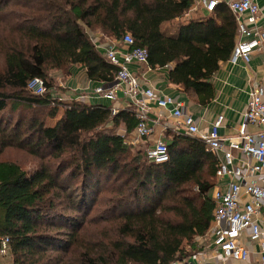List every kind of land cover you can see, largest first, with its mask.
Here are the masks:
<instances>
[{"label":"trees","instance_id":"trees-1","mask_svg":"<svg viewBox=\"0 0 264 264\" xmlns=\"http://www.w3.org/2000/svg\"><path fill=\"white\" fill-rule=\"evenodd\" d=\"M193 1L0 0V156L14 149L39 161L31 172L0 162V237L9 239V264H49L50 251L59 262L70 258L67 264H177L202 250L195 240L212 219L216 156L180 134L167 144L169 160L151 163L147 143L133 152L118 135L137 125L131 105L112 115L107 104L59 101L47 80L48 72L79 66L93 87L113 85L117 68L89 36L121 42L130 35V50L146 49L150 69L171 66L168 82L207 105L237 24L220 3L164 33ZM34 79L43 82L42 96L28 90ZM102 187L114 205L111 235L104 245H81L82 230L100 215L91 210Z\"/></svg>","mask_w":264,"mask_h":264},{"label":"built area","instance_id":"built-area-1","mask_svg":"<svg viewBox=\"0 0 264 264\" xmlns=\"http://www.w3.org/2000/svg\"><path fill=\"white\" fill-rule=\"evenodd\" d=\"M223 3L234 15L237 24V41L229 61L248 63L253 54L264 57V28L257 25L259 8L256 0H194L188 13L201 11L212 13ZM90 40L100 56L117 68L114 84L98 85L83 93L80 100L90 102L99 98L115 103L122 94L134 108L137 125L131 134L134 143H147L151 130L147 125L151 106L169 111L175 126L183 134L200 140L206 150L217 159L215 183L209 197L215 206L205 237L209 243L205 249L177 264H230L248 261L255 247L258 264H264V87L253 86L242 115V128L234 137H221L219 129L223 116H218L207 132L200 131L192 115L181 102L163 95L153 88H142L129 67L132 64H147L146 49L132 48L133 40L125 35L121 42L107 40L102 43L100 34H90ZM34 95L45 93L43 82L34 79L28 84ZM55 96L54 91L50 92ZM54 98V97H53ZM88 99V100H87ZM115 115L117 108L111 107ZM251 126L254 132H246ZM146 158L156 165L169 160L167 144L156 141L146 149ZM9 239L0 237V258L10 254Z\"/></svg>","mask_w":264,"mask_h":264},{"label":"crops","instance_id":"crops-1","mask_svg":"<svg viewBox=\"0 0 264 264\" xmlns=\"http://www.w3.org/2000/svg\"><path fill=\"white\" fill-rule=\"evenodd\" d=\"M259 8L257 25L264 28V0H256ZM195 12L187 13L186 17L194 15ZM178 21V20H176ZM176 28L172 32L174 34ZM171 66L164 68L150 69L145 64H132L129 69L138 79L142 88H153L163 95L171 96L184 105L185 110L190 113L196 122L200 131L210 130L218 116H223L222 126L219 129L221 137H234L238 130L243 126L242 115L244 113L250 89L256 85L264 87V57L259 54H253L248 63L238 60L235 63L226 61L220 63L219 70L211 79L214 88V98L205 106L198 104L196 96L193 93H184L180 88L168 82V73ZM61 75L55 74V77ZM64 85L59 84L62 92L57 95L62 99L69 101L72 99L80 100L83 93L89 92L93 87L88 81L85 69L79 66H71L67 71V77ZM88 100V99H87ZM86 102V101H85ZM89 102V101H87ZM92 104H107L117 108V111L129 107L128 100L119 94L115 103H109L99 98H91ZM55 123L52 121L50 126ZM147 125L151 130V136L148 146L156 141L170 143L172 136L183 134V131L175 126L173 119L169 116V111L151 106L148 114ZM246 132H254L251 126H245ZM133 131L127 135L123 128L118 129V135L130 137ZM251 250V256L248 261L243 263L231 262L230 264H258V258L255 247L248 245ZM1 259V258H0Z\"/></svg>","mask_w":264,"mask_h":264},{"label":"rangeland","instance_id":"rangeland-1","mask_svg":"<svg viewBox=\"0 0 264 264\" xmlns=\"http://www.w3.org/2000/svg\"><path fill=\"white\" fill-rule=\"evenodd\" d=\"M9 10H13L14 7L13 5L10 3L8 5ZM202 16L201 12H197L195 15H191L190 17H186L184 16L183 19H181L180 21H175L172 24H165L163 26V31L164 33H171L173 28L176 27V25L180 22H184L186 20H188L191 17H195L198 18ZM91 34H100V33H91ZM100 41L102 43L107 42V40H110L106 37H104L102 34ZM112 41V40H111ZM1 55H0V67L2 65V60H1ZM55 74H59L61 75L59 78L55 77ZM67 74L65 73V69L64 70H60L57 72L51 71L48 72V81L53 84V88L55 96H57L59 93L61 94L62 90L61 88H59V84L64 85V80L66 79ZM51 91V92H52ZM29 92L31 94H34V90H29ZM57 93V95H56ZM59 96V95H58ZM59 101H64L67 102V99L64 100L61 97H58ZM18 114V113H17ZM52 121L54 120H47L46 124L48 126H50V124L52 123ZM128 141L131 140L132 141V137H127L126 138ZM129 146H131V149L133 152H136L137 150H145L146 147L145 145H142L141 143H134L133 145L129 144ZM0 162H11V163H15L17 164L23 171H27V172H31L34 168H36L39 164V161L36 159L31 158L29 155H27L25 152L23 151H19V150H7L5 151L1 156H0ZM103 187L101 188V190L98 192L97 196L95 197V201L93 202V208L91 210V216L99 215V217L97 218V220H94L91 223H88L86 227H84V229L82 230V241H81V245H88V246H93L94 242H101L104 245L105 240L110 237L111 235V231H110V225L112 222V217H113V213H112V208H113V203H108L109 198L111 197V195L105 191V189H103ZM195 189V188H194ZM101 216V217H100ZM196 243H197V248H202L205 249L209 243V240L207 237L204 238H196ZM201 250V251H202ZM195 254L198 253V251L194 252ZM47 256H49V264H67L71 261L70 258H66L64 259L62 262H59L58 259L55 258L54 252L52 253V251L47 253ZM12 261L11 259V255H7L5 258H1L0 259V264H9ZM47 261V260H45Z\"/></svg>","mask_w":264,"mask_h":264}]
</instances>
